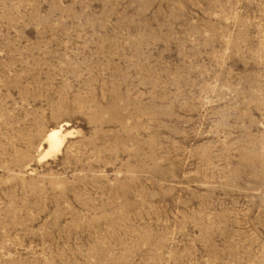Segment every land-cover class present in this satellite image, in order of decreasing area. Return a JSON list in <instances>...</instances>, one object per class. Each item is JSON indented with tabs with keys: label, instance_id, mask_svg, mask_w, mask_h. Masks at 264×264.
Returning <instances> with one entry per match:
<instances>
[{
	"label": "rangeland",
	"instance_id": "374dc122",
	"mask_svg": "<svg viewBox=\"0 0 264 264\" xmlns=\"http://www.w3.org/2000/svg\"><path fill=\"white\" fill-rule=\"evenodd\" d=\"M0 264H264V0H0Z\"/></svg>",
	"mask_w": 264,
	"mask_h": 264
},
{
	"label": "bare ground",
	"instance_id": "6f19581e",
	"mask_svg": "<svg viewBox=\"0 0 264 264\" xmlns=\"http://www.w3.org/2000/svg\"><path fill=\"white\" fill-rule=\"evenodd\" d=\"M64 127L59 126V127H53L51 128L45 136V142L47 143V150L43 154L42 158L51 155L53 153L58 152L62 146L65 143V140L67 138V135L69 134L68 132H64ZM71 133V132H70Z\"/></svg>",
	"mask_w": 264,
	"mask_h": 264
}]
</instances>
